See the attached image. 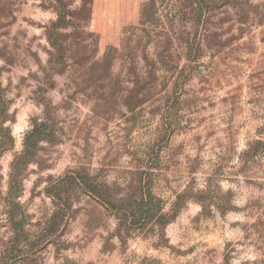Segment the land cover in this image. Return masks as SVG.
Instances as JSON below:
<instances>
[{"label":"rangeland","instance_id":"1","mask_svg":"<svg viewBox=\"0 0 264 264\" xmlns=\"http://www.w3.org/2000/svg\"><path fill=\"white\" fill-rule=\"evenodd\" d=\"M0 264H264V0H0Z\"/></svg>","mask_w":264,"mask_h":264},{"label":"trees","instance_id":"2","mask_svg":"<svg viewBox=\"0 0 264 264\" xmlns=\"http://www.w3.org/2000/svg\"><path fill=\"white\" fill-rule=\"evenodd\" d=\"M37 131H38V128H37V127H36V128L34 127V128H33V130H32V132H31V133H32V135H33V134H36V133H37ZM77 182H78V181H77ZM78 183H79V185H80V184H81V185H83V184H84V183H81V182H78ZM108 203H110V202L108 201ZM110 204H111V203H110ZM116 208H117V207H116ZM122 210H127V209H122ZM126 212H127V211H126ZM125 216H129V214H127V213H126V215H125ZM127 219H128V218H127Z\"/></svg>","mask_w":264,"mask_h":264}]
</instances>
